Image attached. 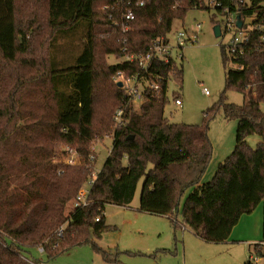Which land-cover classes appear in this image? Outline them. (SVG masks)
<instances>
[{"label":"trees","instance_id":"1","mask_svg":"<svg viewBox=\"0 0 264 264\" xmlns=\"http://www.w3.org/2000/svg\"><path fill=\"white\" fill-rule=\"evenodd\" d=\"M216 1L221 3L215 9L218 13L237 12L253 18V28L249 40L234 52L222 46L226 87L219 103L206 116L223 108L227 118L235 117L236 144L212 180L202 182L213 157L208 123H172L164 114L170 102L169 83L175 80L180 87L183 68L175 60L154 61L144 72L135 64L119 61L99 72L96 48L100 43L107 54L120 59L124 57L126 39L129 53H146L151 42L169 34L174 21L184 18L188 10H211L205 0H147L144 5L137 4V0H0V59L5 61L27 52L28 35L23 29L33 32L80 24L85 27V41L72 63L50 61L56 112L52 120L39 125L38 132L51 142L45 140V146L36 144L41 138L23 136L28 127L21 126L17 134L30 140L33 149L26 151L24 146L15 163H8L0 155V264H32L24 254L26 247L44 245L45 253L54 257L71 245L87 242L90 233L100 238L108 229L105 206L129 205L142 179L140 210L167 216L175 227L181 201L192 188L182 205L183 221L210 243L226 241L242 215L264 201V0ZM129 2L136 15L130 29L122 33L115 21L118 10ZM119 69L128 75L138 74L141 79L159 81L158 95L146 93L139 107L128 104L113 79ZM101 74L110 77L109 86H113L117 101L115 110L128 104L127 115L125 124L114 128L113 111L112 148L90 188V205L78 208L74 201L89 179L93 163L89 160V144L94 137V96ZM229 90L242 93L244 102H225ZM177 95L173 92L172 97ZM251 135L262 138L256 148L247 142ZM8 139L3 134L0 146ZM56 141L76 149L81 162L65 163V170L55 164L52 143ZM69 202L72 209L66 214ZM62 225L64 233L58 236L56 231ZM83 227L87 230L83 231ZM257 249L260 252L259 245Z\"/></svg>","mask_w":264,"mask_h":264},{"label":"rangeland","instance_id":"2","mask_svg":"<svg viewBox=\"0 0 264 264\" xmlns=\"http://www.w3.org/2000/svg\"><path fill=\"white\" fill-rule=\"evenodd\" d=\"M225 21L226 17L214 8H193L188 10L184 18L174 21L169 33V37L174 39L177 31H182L188 38V35L191 36L197 29L198 24L200 25L197 40H188L178 51V54L183 55V58L179 57L177 60L179 67L183 68L182 81L180 87L175 80L170 81V102L166 105L164 114L172 123L200 126L208 123L209 138L213 146V157L208 167L213 162H223L231 155L236 144L238 121L235 117L227 118L223 108L216 109V114L210 112V116H206L207 112L219 103L226 87L222 46L229 42L234 30L226 31ZM217 24L221 25L220 36H216L214 32ZM23 31L28 35L25 41L28 45L27 52L18 53L13 61L0 59V137L5 134L9 138L1 142L0 155H3L8 163L19 160L24 146L26 151L33 149L30 140L17 134L16 129L21 126L28 127L23 136L34 139L39 137L41 139L35 141L36 144L47 145L45 140L48 139L38 130L39 125L52 120L56 112L49 75L50 61L60 65L72 63L85 41V27L81 24L62 30ZM106 52V48L98 43L96 70L99 72L122 61V58ZM109 84L112 85L110 77L99 75L94 96V137L89 144L91 152L93 147L95 148V160L91 168V173L94 170L93 174L102 168L112 148L111 118L117 101L113 86L110 87ZM204 88L208 89V95L203 92ZM173 92L182 96L181 107L173 102ZM225 102L241 105L244 96L238 91L229 90ZM136 106L139 107L140 102H136ZM247 142L256 148L261 142V137L251 135ZM52 144L54 163L65 170V152L68 146L62 141ZM124 162L126 163V160ZM214 175H210L205 182L211 181ZM143 183L142 179L129 205L109 203L105 206L104 220L108 229L100 238L90 233L87 242L71 245L54 257L40 252L39 244L24 248V254L41 264H248L252 254L260 255L259 251L250 249L251 245L247 244L249 241L242 242L241 239L250 236L259 221L263 226V200L252 212L244 214L243 218L247 220L241 223L243 230L239 238L235 241L209 243L195 235L183 221L182 205L192 188L186 191L181 201L177 213L178 225L175 227L167 217L140 210ZM84 187H88V182H85ZM70 203L65 209L66 214L72 209ZM82 230L86 231L87 228L83 227ZM260 239H263V234ZM250 262L264 264V258Z\"/></svg>","mask_w":264,"mask_h":264},{"label":"built area","instance_id":"3","mask_svg":"<svg viewBox=\"0 0 264 264\" xmlns=\"http://www.w3.org/2000/svg\"><path fill=\"white\" fill-rule=\"evenodd\" d=\"M122 1V0H121ZM147 2V0H137V4L144 5ZM205 5L209 8H219L221 6L220 2H217L216 0H205ZM107 8V6L105 7ZM237 12L225 14L226 17L225 21V30L226 31H232L234 30V33L229 40V42L225 45L228 47L230 52H234L243 42H246V40H249V33L252 30V19L250 17H243V23L241 27L237 26ZM135 9L131 2L120 10H118V19H116L115 24L118 25L121 28L122 33L127 32L133 20L135 19ZM111 19H113L112 16H110ZM250 20L247 22V20ZM221 26V25H220ZM200 29V25L198 24L197 29L194 31V33L190 36L188 35V38H186V34L182 31H177L176 36L174 39L169 37V34L164 36H159L155 38L146 53H129L128 47L126 45V39H123V47L122 52L124 53V57L122 58V63H130L137 65L140 70L147 71L148 68L151 66V64L154 61H163V62H170L172 60H175L177 62L178 58H183L182 54H178V51L180 48H183L185 43L188 40H191L192 42L196 41L198 38V32ZM222 33V30H221ZM114 81L116 84L118 82H122V86L119 87L122 89V92L125 96V98L128 100V104H133L134 107L136 106V102H140V104L144 101L146 93H154L158 95L160 90V84L159 81H149L148 79H141V77L138 74L135 75H128L125 70L119 69L113 76ZM203 92L208 95L209 91L208 89L204 88ZM173 102L181 107L183 105V100L180 97V94L173 97ZM127 104V105H128ZM127 105L118 107L114 114H113V122H114V128L121 127L125 124L126 120V108ZM92 153L89 156V160L94 162L95 155L93 152H95V148L93 147ZM66 156L67 159L65 162L69 165H77L81 162V156L80 153L74 148L68 146L66 150ZM94 170L90 174L89 179L86 181L88 182V187H84V185L79 189L76 199L74 201V207L78 208H85L88 205H90L89 200V193L90 188L94 184L97 173L93 174ZM99 221V218L96 219ZM64 233V225L58 228L56 231V234L58 236H62ZM260 246V255L254 256L253 254L250 256V261L252 260H261L264 258V240L259 244ZM38 248L40 252L45 253V247L44 245H38ZM263 253V254H262ZM29 262L32 264H36V261H34L31 258H28ZM249 261L248 264H251Z\"/></svg>","mask_w":264,"mask_h":264},{"label":"crops","instance_id":"4","mask_svg":"<svg viewBox=\"0 0 264 264\" xmlns=\"http://www.w3.org/2000/svg\"><path fill=\"white\" fill-rule=\"evenodd\" d=\"M47 9H43V12L46 13ZM180 97L182 98V96L180 95ZM183 100V99H182ZM262 140V138H261ZM223 161V159H222ZM221 163V162H220ZM220 163H211L210 166L208 167V170H206V172L204 173V176L202 178V182H205L206 179L210 176V175H214V173L216 172V170L218 169L217 166H219ZM164 217H167V216H164ZM245 217L244 215H242V217L240 218L238 224L233 228L231 234H230V237L227 239V240H232V241H235L236 238H239L238 236L241 234L242 232V226H241V223L244 222L247 220V218H243ZM168 218V217H167ZM195 234V233H194ZM263 234L264 236V223H263V226H261V222L259 221V223L257 224V226L254 228V231L252 232L251 231V235L248 236L247 238L245 239H241L242 242L243 241H249L247 242L248 245H251L250 246V249H254L256 250V252L258 251V245L263 241V239H260L261 238V235ZM196 235V234H195ZM264 238V237H263ZM226 240V241H227ZM224 241V242H226ZM210 243V242H209ZM245 243V242H244ZM246 264V263H245Z\"/></svg>","mask_w":264,"mask_h":264},{"label":"water","instance_id":"5","mask_svg":"<svg viewBox=\"0 0 264 264\" xmlns=\"http://www.w3.org/2000/svg\"><path fill=\"white\" fill-rule=\"evenodd\" d=\"M242 23H243V17H242V14L241 13H238L237 14V26L238 27H241L242 26ZM214 32H215V35L216 36H220L221 35V27H220V25H216L215 27H214ZM117 86L118 87H121L122 86V82H118L117 83Z\"/></svg>","mask_w":264,"mask_h":264}]
</instances>
